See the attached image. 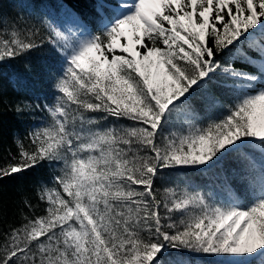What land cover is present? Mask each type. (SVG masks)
I'll return each instance as SVG.
<instances>
[{"label":"snow or ice","instance_id":"snow-or-ice-1","mask_svg":"<svg viewBox=\"0 0 264 264\" xmlns=\"http://www.w3.org/2000/svg\"><path fill=\"white\" fill-rule=\"evenodd\" d=\"M64 8L0 18V64L52 60L14 105L0 180L40 175L0 264H264V0Z\"/></svg>","mask_w":264,"mask_h":264},{"label":"trees","instance_id":"trees-1","mask_svg":"<svg viewBox=\"0 0 264 264\" xmlns=\"http://www.w3.org/2000/svg\"><path fill=\"white\" fill-rule=\"evenodd\" d=\"M115 3V0H108ZM78 13L85 21L91 22L95 19L94 8L96 0H34L32 3H22L20 0H0V18L12 19L19 13H28L30 10H45L58 20L64 19L65 8ZM32 72L29 73L23 67V60H9L0 64V165L8 161L9 149L16 152L14 140L22 138L28 127V121L17 116L14 105L21 98L31 100L32 93L44 92L47 84L44 81V68L52 64L51 58L44 54L33 53L30 57ZM239 170V165L233 158L224 162L223 172L232 177V170ZM221 169L217 168L216 172ZM40 173L27 172L6 177L0 180V224L18 222V209L23 207L22 201L29 198L35 201L33 185ZM196 182L207 183L204 177H196ZM232 187L238 192L242 185L233 178ZM27 211V209H25ZM196 264H200L196 261Z\"/></svg>","mask_w":264,"mask_h":264}]
</instances>
